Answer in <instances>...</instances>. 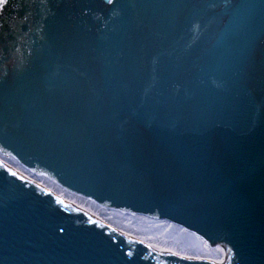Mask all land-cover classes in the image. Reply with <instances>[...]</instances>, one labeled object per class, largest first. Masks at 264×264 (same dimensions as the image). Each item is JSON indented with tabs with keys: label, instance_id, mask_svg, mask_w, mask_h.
I'll list each match as a JSON object with an SVG mask.
<instances>
[{
	"label": "water",
	"instance_id": "1",
	"mask_svg": "<svg viewBox=\"0 0 264 264\" xmlns=\"http://www.w3.org/2000/svg\"><path fill=\"white\" fill-rule=\"evenodd\" d=\"M223 1L0 9V144L136 235L0 166V264H189L183 229L264 264V0Z\"/></svg>",
	"mask_w": 264,
	"mask_h": 264
},
{
	"label": "bare ground",
	"instance_id": "2",
	"mask_svg": "<svg viewBox=\"0 0 264 264\" xmlns=\"http://www.w3.org/2000/svg\"><path fill=\"white\" fill-rule=\"evenodd\" d=\"M222 1L223 0H220V3ZM230 1L232 3L235 0H224L223 3L229 4ZM0 166L7 169L17 178V180H19L20 183L27 186L29 189L51 197L62 205L75 208L83 212L85 215L98 220L104 226L119 235L127 243L136 239L133 226L121 232L120 227L125 218L86 213L81 207L59 190L42 169L30 165L17 154L8 151L1 144ZM177 243L189 264H221L232 257V252L224 245H210L196 234L185 229L179 232Z\"/></svg>",
	"mask_w": 264,
	"mask_h": 264
},
{
	"label": "snow or ice",
	"instance_id": "3",
	"mask_svg": "<svg viewBox=\"0 0 264 264\" xmlns=\"http://www.w3.org/2000/svg\"><path fill=\"white\" fill-rule=\"evenodd\" d=\"M8 3V0H0V9L3 8L4 5Z\"/></svg>",
	"mask_w": 264,
	"mask_h": 264
}]
</instances>
